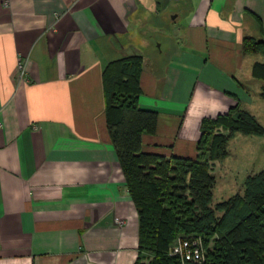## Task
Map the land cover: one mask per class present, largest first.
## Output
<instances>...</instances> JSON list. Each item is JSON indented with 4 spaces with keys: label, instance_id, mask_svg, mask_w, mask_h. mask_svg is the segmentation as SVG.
Returning <instances> with one entry per match:
<instances>
[{
    "label": "crops",
    "instance_id": "1",
    "mask_svg": "<svg viewBox=\"0 0 264 264\" xmlns=\"http://www.w3.org/2000/svg\"><path fill=\"white\" fill-rule=\"evenodd\" d=\"M244 36L264 41V0H0V264H134L104 67L141 58L138 107L157 114L142 150L195 159L204 118L238 104L264 128L249 109L264 102V57L243 53Z\"/></svg>",
    "mask_w": 264,
    "mask_h": 264
},
{
    "label": "trees",
    "instance_id": "2",
    "mask_svg": "<svg viewBox=\"0 0 264 264\" xmlns=\"http://www.w3.org/2000/svg\"><path fill=\"white\" fill-rule=\"evenodd\" d=\"M242 51L261 53L264 41L244 36ZM142 61L129 56L103 70L106 126L138 215L139 254L134 264H264V170L245 178L242 193L212 204L217 162L228 156L236 133L263 135L258 120L238 104L201 121L197 157H165L142 150L157 114L138 107ZM262 84L264 58L253 66ZM200 235L204 258L181 263L168 255L179 237Z\"/></svg>",
    "mask_w": 264,
    "mask_h": 264
},
{
    "label": "rangeland",
    "instance_id": "3",
    "mask_svg": "<svg viewBox=\"0 0 264 264\" xmlns=\"http://www.w3.org/2000/svg\"><path fill=\"white\" fill-rule=\"evenodd\" d=\"M249 109L264 121V102L253 103ZM259 122V121H258ZM260 123V122H259ZM244 135L237 134L227 146L228 157L221 161L222 173L218 175V181L214 189L213 202L225 200L236 193H242V177L248 173L251 163L255 161V170L264 169V145L245 142ZM253 138V139H250ZM246 140H256L249 137ZM218 164V162H217ZM216 164V167H217ZM236 176V178L232 176ZM243 175V176H242ZM240 177V178H238Z\"/></svg>",
    "mask_w": 264,
    "mask_h": 264
},
{
    "label": "built area",
    "instance_id": "4",
    "mask_svg": "<svg viewBox=\"0 0 264 264\" xmlns=\"http://www.w3.org/2000/svg\"><path fill=\"white\" fill-rule=\"evenodd\" d=\"M20 76L24 74V65L18 64ZM1 127V122H0ZM119 223L121 221L117 220ZM168 255L177 258L181 263H200L204 258V250L200 235L182 236L169 248Z\"/></svg>",
    "mask_w": 264,
    "mask_h": 264
}]
</instances>
